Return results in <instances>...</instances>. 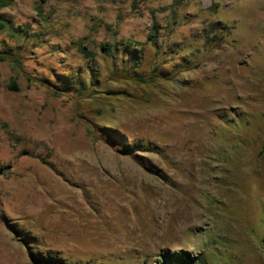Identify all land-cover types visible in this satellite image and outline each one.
<instances>
[{
    "label": "rangeland",
    "instance_id": "374dc122",
    "mask_svg": "<svg viewBox=\"0 0 264 264\" xmlns=\"http://www.w3.org/2000/svg\"><path fill=\"white\" fill-rule=\"evenodd\" d=\"M181 259L264 264V0H0V264Z\"/></svg>",
    "mask_w": 264,
    "mask_h": 264
},
{
    "label": "trees",
    "instance_id": "16d2710c",
    "mask_svg": "<svg viewBox=\"0 0 264 264\" xmlns=\"http://www.w3.org/2000/svg\"><path fill=\"white\" fill-rule=\"evenodd\" d=\"M103 48H104L105 50H108V52H110V50H109L108 47L103 46ZM81 49L85 52L87 48L84 47V46H82ZM137 79H139V78H137ZM139 80L147 81V80L144 79V78H140ZM10 87H11V88H14V89H16V90L18 89V87H17L16 84H11ZM124 146H125L126 148H130V147H131L130 144H125ZM179 264H208V263H206V261L203 260V259H199L198 261H195V262H194L193 260H190V259H188V260H183V259H181V260L179 261Z\"/></svg>",
    "mask_w": 264,
    "mask_h": 264
}]
</instances>
